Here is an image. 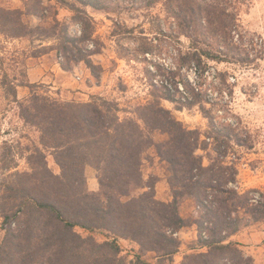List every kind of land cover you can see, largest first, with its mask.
I'll return each instance as SVG.
<instances>
[{
    "label": "trees",
    "instance_id": "obj_1",
    "mask_svg": "<svg viewBox=\"0 0 264 264\" xmlns=\"http://www.w3.org/2000/svg\"><path fill=\"white\" fill-rule=\"evenodd\" d=\"M138 1L147 8L161 4L173 25L170 34L180 46L181 37L187 40L178 49V61L195 73L210 70L208 61L247 65L262 57L261 43L257 48L251 44L239 21L241 0ZM60 2L74 12L82 27L79 36L60 28L63 33L57 36L55 47L64 55L60 67L70 70L71 62L82 61L93 72L89 56L94 52L79 45L92 39L86 7L100 9L102 2ZM22 13L0 6V34L21 38L56 33L57 24L50 29L28 25ZM1 82L16 103L19 117L38 130L41 146L34 147L27 158L30 171L17 172L15 183L2 185L0 264H151L144 257L147 253L154 254L153 264H166L179 250L180 240L174 233L189 226L196 227L197 236L183 264H253L232 236L248 222L264 218V200L251 196L254 190H237L236 167L224 161L229 134L214 136L217 156L204 164L198 150H205L207 142L201 136L210 138L220 129L201 133L189 128L161 104L167 100L180 108L198 105L207 117L202 95L194 92L189 78H180L183 94L178 87L174 93L164 85L163 90L155 87L152 98L137 107L136 116L125 119H120L114 102L102 97L60 101L31 89L20 100L16 87L36 84H18L5 75ZM155 131L167 139L154 141ZM149 147L169 166V201L155 198L154 182L142 183L143 154ZM46 150L51 151L58 174L48 167ZM87 164L97 171V191L86 186ZM133 187L147 190L130 196ZM188 199L193 201L190 218L179 210ZM120 239L137 245L129 260L121 255Z\"/></svg>",
    "mask_w": 264,
    "mask_h": 264
},
{
    "label": "rangeland",
    "instance_id": "obj_2",
    "mask_svg": "<svg viewBox=\"0 0 264 264\" xmlns=\"http://www.w3.org/2000/svg\"><path fill=\"white\" fill-rule=\"evenodd\" d=\"M32 1H37L36 5ZM101 2L103 7L100 9L86 7L84 15L88 17L92 39L79 45L94 52L89 56L94 64L92 72L82 61L71 62L70 70L60 67L64 55L55 48L59 44L57 36L63 33L60 28L76 36L80 35L82 28L75 20L74 12L60 0H0L2 8L21 10L22 20L28 25L50 29L57 24L56 33L49 37L34 33L21 38H7L0 34V194L3 184L17 181V172L30 171L27 158L34 147L41 146L38 130L19 117L16 103L1 82L4 75L18 84H36L33 88L18 85L16 93L20 100L28 97L31 89L60 101L87 102L102 97L117 105L120 119L135 117L137 107L152 98L155 87L160 90L164 85L173 93L178 87L183 94L179 82L183 76L189 78L194 92L201 93L203 104L208 109L207 117L198 105L180 108L167 100H161V104L189 128H196L201 133L220 129L213 132L210 138L201 136L207 142L205 150H198L203 155L204 164L217 156L214 136L229 134L224 161L236 167L237 190L241 193L254 190L250 195L263 201L264 0H241L238 6L239 21L247 31L246 39H252L251 44L261 43L262 57L247 65L208 61L210 70L201 72L198 69L196 73L193 68L180 65L178 49L186 45L187 40L181 37L180 46L170 34L173 25L171 19L165 18L160 3L147 8L139 5L138 0ZM43 47L50 50L44 52ZM42 69L45 74H42ZM214 70L223 72L224 76L215 74ZM28 72L31 78H28ZM175 96L180 98L178 93ZM152 136L156 142L167 139L165 134L157 131ZM50 152L45 151L47 165L58 174L60 169ZM141 173L143 184L154 182L157 200L171 199L169 166L159 159L153 147L143 154ZM84 174L87 188L97 191L96 169L87 164ZM145 190L147 188L133 187L130 196ZM192 209L193 201L189 199L179 207L186 218H190ZM242 216L249 218L246 214ZM173 236L180 240V246L173 259L166 264H174L175 261V264H183L184 255L191 250L196 239V227H185ZM233 236L240 242L243 252L252 257L253 264H264V218L248 222ZM2 237L3 231L0 230V242ZM120 245L121 255L129 260L131 250H136L137 245L123 239H120ZM144 257L153 264V253H147Z\"/></svg>",
    "mask_w": 264,
    "mask_h": 264
},
{
    "label": "crops",
    "instance_id": "obj_3",
    "mask_svg": "<svg viewBox=\"0 0 264 264\" xmlns=\"http://www.w3.org/2000/svg\"><path fill=\"white\" fill-rule=\"evenodd\" d=\"M42 74H45V71H44V69H42ZM31 73L30 72H28V78H31ZM29 81H33V80H29ZM195 233V232H194ZM232 237H235V236H232ZM176 262V261H175ZM175 262H174V264H175Z\"/></svg>",
    "mask_w": 264,
    "mask_h": 264
}]
</instances>
